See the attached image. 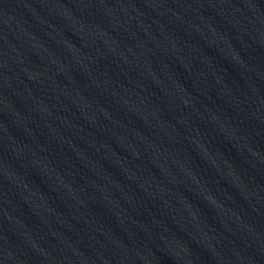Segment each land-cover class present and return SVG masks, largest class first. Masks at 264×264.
<instances>
[{
	"label": "water",
	"instance_id": "1",
	"mask_svg": "<svg viewBox=\"0 0 264 264\" xmlns=\"http://www.w3.org/2000/svg\"><path fill=\"white\" fill-rule=\"evenodd\" d=\"M0 264H264V0H0Z\"/></svg>",
	"mask_w": 264,
	"mask_h": 264
}]
</instances>
